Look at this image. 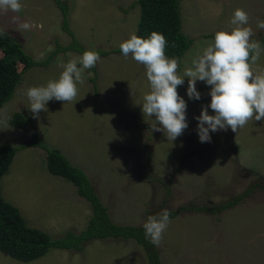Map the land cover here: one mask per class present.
Segmentation results:
<instances>
[{
    "label": "rangeland",
    "instance_id": "374dc122",
    "mask_svg": "<svg viewBox=\"0 0 264 264\" xmlns=\"http://www.w3.org/2000/svg\"><path fill=\"white\" fill-rule=\"evenodd\" d=\"M67 1L71 29L87 49L110 52L137 34L141 10L132 7L137 0ZM21 2L19 14H0V29L17 38L36 61L45 62L58 46L71 42L62 28V13L53 0ZM237 8L248 13L253 39L261 42L264 30L257 28V20H264V0H182V33L195 41L178 60V74L213 39L204 36L230 30ZM14 15L29 22L30 30L19 29ZM77 56L61 52L47 66L23 75L14 98L0 109V144L20 148L41 141L60 149L87 174L116 224L141 227L148 216L167 209L170 224L156 246L161 264H264V187L220 214L196 211L213 210L241 196L264 176V119L250 120L237 132L230 127L210 132L211 142L201 143L195 117L210 104V86L197 81L201 99H190L185 77L177 91L187 103L188 128L169 141L163 132L152 130L155 116L142 113L143 95L150 90L145 67L122 52L101 57L96 71L85 70L78 102L49 101L47 111L34 119L26 89L58 79L62 71L58 61ZM17 67L19 72L24 68ZM253 68H264V54ZM17 112L32 125L14 127ZM209 114H214L210 108ZM46 155L40 147L18 150L1 180L2 196L20 210L29 227L53 239L81 233L89 227L92 207L72 183L49 173ZM185 206L192 210L179 211ZM0 264H148V260L135 240L106 239L87 243L81 252L52 250L31 263L0 252Z\"/></svg>",
    "mask_w": 264,
    "mask_h": 264
},
{
    "label": "clouds",
    "instance_id": "9594fccd",
    "mask_svg": "<svg viewBox=\"0 0 264 264\" xmlns=\"http://www.w3.org/2000/svg\"><path fill=\"white\" fill-rule=\"evenodd\" d=\"M23 7L21 0H0V14H19ZM12 21L21 30L31 28L29 22H20L18 15L12 16ZM230 24V30L217 31L213 39L205 42L182 75L178 74V60L166 56L167 39L162 33L153 31L147 38L133 33L119 44L125 58L131 55L145 67L150 90L143 95L142 113L145 117L155 116L152 130L163 132L169 141H175L188 128L187 103L177 91L185 77L189 78L190 99H201L197 81L210 86V104L202 106L201 114L195 117L201 143L211 142L210 132L226 131L229 127L237 132L250 120L264 119V68H253L264 54V46L253 39L255 33L248 26L249 15L243 9L234 10ZM257 28L264 30V20H257ZM100 59L98 52L86 50L67 62L58 61L62 69L58 79L25 91L32 117L39 119L40 112L47 111L49 101H76L78 86L85 83V70L94 68ZM209 108L214 114H209ZM169 217V211L163 209L143 223L145 239L154 246H160Z\"/></svg>",
    "mask_w": 264,
    "mask_h": 264
},
{
    "label": "trees",
    "instance_id": "16d2710c",
    "mask_svg": "<svg viewBox=\"0 0 264 264\" xmlns=\"http://www.w3.org/2000/svg\"><path fill=\"white\" fill-rule=\"evenodd\" d=\"M62 13V28L71 37L68 46H58L45 62L36 61L23 49L20 41L3 30L0 34V109L11 101L16 93L23 75L36 66L48 65L55 55L61 52H75L82 55L87 49L76 37L70 26L71 7L67 0H53ZM181 2L182 0H137L132 7H139L141 19L138 24L137 34L139 37L147 38L153 31L162 33L167 39L165 49L166 56L181 60L194 44V39L183 34L181 25ZM214 38L213 35L204 38ZM264 46V38L261 40ZM100 57L119 53L120 48L110 52L101 49H93ZM24 68L21 72L18 65ZM94 71L95 67L92 68ZM12 125L18 129H26L32 125L31 120L23 112H17L12 118ZM40 147L46 152L47 169L50 174L62 177L72 183L78 189V195L84 198L92 207V216L89 227L81 233L69 232L60 239H53L49 234L29 227L20 210L7 202L2 196L1 180L9 171L13 160L21 148ZM258 182L250 186L241 196L232 198L230 201L209 210L207 207L197 208V212L211 211L215 214L233 208L245 198L254 193L257 188L264 187L260 183L264 176L258 177ZM138 181V180H137ZM159 182H163L158 179ZM170 194V193H169ZM167 199H165L166 203ZM192 210L187 206L179 211ZM177 215V212L171 214ZM124 239L135 240L145 249L148 264H161L157 247L145 239L143 226H124L114 223L97 195L87 174L77 166L73 165L60 149L51 147L41 141L24 145L20 148L9 147L0 144V252L4 255L22 262L31 263L45 257L52 250L83 251L87 243L95 240Z\"/></svg>",
    "mask_w": 264,
    "mask_h": 264
}]
</instances>
